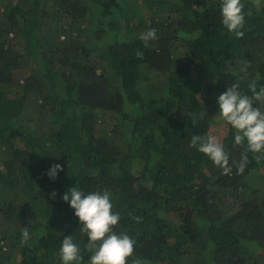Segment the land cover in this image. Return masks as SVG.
<instances>
[{"label":"trees","instance_id":"16d2710c","mask_svg":"<svg viewBox=\"0 0 264 264\" xmlns=\"http://www.w3.org/2000/svg\"><path fill=\"white\" fill-rule=\"evenodd\" d=\"M242 2L237 38L221 0H0V264H62L67 235L89 264L62 199L75 186L110 190L114 230L136 241L128 264H264V159L246 153L237 174L246 141L226 121L231 174L189 146L232 83L264 86V0Z\"/></svg>","mask_w":264,"mask_h":264},{"label":"clouds","instance_id":"9594fccd","mask_svg":"<svg viewBox=\"0 0 264 264\" xmlns=\"http://www.w3.org/2000/svg\"><path fill=\"white\" fill-rule=\"evenodd\" d=\"M244 8L242 0H221L222 24L237 38H243L245 35L242 31L246 23ZM156 33L155 28H150L139 38L147 47L150 41L158 39ZM135 55L142 59L144 54L142 51H137ZM237 63L242 65L241 71H247L251 67L248 61L238 60ZM248 88L252 93L251 96L241 92L239 83L235 82L218 97L219 117L221 121H226L236 130L235 144L245 146L246 141L245 154L239 161H233L237 174H243L248 164L246 153H253L257 162L264 159V110L255 106V102L264 105V86H260L257 90V83L253 80L248 84ZM189 146L208 156L217 167L223 170L224 175L232 173L229 154L217 136L193 135ZM60 171H63V166L57 163L51 166L47 175L54 179ZM56 195V192L51 193L53 198ZM62 199L69 202L75 210V215L82 225L80 231L88 237L85 248L91 253L89 264H128L129 258L133 257L136 241L128 234L117 233L114 230L121 216L118 211L113 210L114 204L110 190L86 193L75 186L70 188ZM134 219L140 220L139 217ZM29 239V229L23 227L20 243L26 245ZM59 256L62 264H82L84 260L80 247L74 242L72 235L63 238ZM131 264H143V262L134 258Z\"/></svg>","mask_w":264,"mask_h":264},{"label":"rangeland","instance_id":"374dc122","mask_svg":"<svg viewBox=\"0 0 264 264\" xmlns=\"http://www.w3.org/2000/svg\"><path fill=\"white\" fill-rule=\"evenodd\" d=\"M210 134L217 136V138L222 141L223 137L227 134V127L224 121H221L220 117L218 116L215 119V124H213L210 128ZM260 181H256L255 188L258 192L264 197V176L258 178Z\"/></svg>","mask_w":264,"mask_h":264}]
</instances>
